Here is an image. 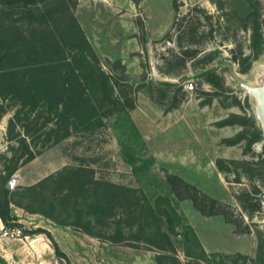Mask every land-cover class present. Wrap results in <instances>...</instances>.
<instances>
[{"label": "rangeland", "instance_id": "obj_1", "mask_svg": "<svg viewBox=\"0 0 264 264\" xmlns=\"http://www.w3.org/2000/svg\"><path fill=\"white\" fill-rule=\"evenodd\" d=\"M64 4H0V264H264V0Z\"/></svg>", "mask_w": 264, "mask_h": 264}, {"label": "trees", "instance_id": "obj_2", "mask_svg": "<svg viewBox=\"0 0 264 264\" xmlns=\"http://www.w3.org/2000/svg\"><path fill=\"white\" fill-rule=\"evenodd\" d=\"M67 0H59V2L61 3L62 7H65L64 2H66ZM36 0H0V4H4V6L7 7H17V6H29V5H35ZM78 31V30H77ZM79 35L81 36V41L85 44V52H87V58L88 60H80L79 59V67L81 68H77V73L79 74V76H81L85 70V74H88L86 72L89 71L90 73H95L96 76H99L102 80V82L104 81V84L107 85L106 83V77L104 76V74L100 71V69L98 68L96 59L94 58L93 54L91 53L90 49L88 48L84 38L82 37V34L78 31ZM256 33V30L254 29V34ZM78 64V63H77ZM76 72L73 71V78H76ZM92 74V75H93ZM89 76V75H88ZM108 90L111 91L110 87H108ZM92 116V115H91ZM93 117V116H92ZM12 123V120H10L9 124ZM260 135L257 133L256 135V139H254V141H257L258 139L262 141V146H261V150H262V154L264 155V133L262 135V137H259ZM253 141V142H254ZM65 171V168L60 169L58 171H56L53 174L47 175L45 177H43L42 179H40L39 181H37L35 184L30 185V186H26L24 188V190L31 192L33 190H35L36 188H41L44 185L48 184L52 179H56L58 178L61 174H63V172ZM51 208L52 204L50 205ZM166 216V214H165ZM166 218V217H165ZM159 221H161V223L164 225L163 229H161L160 227L156 229V234H158L161 239H163L164 241H169V234L172 230V225L170 222L167 221V219L165 220L164 218L161 219L160 217L157 218ZM13 221L11 224H8V221ZM0 222L3 225H8V227H14V226H18L21 228V225L18 224L15 220L11 219V216L8 213V208L7 209H2L0 207ZM89 222L87 221L85 225H88ZM21 230V229H20ZM84 231H86L87 234L90 235H94L91 232H89V230L84 229ZM244 231H248V230H244ZM258 231V230H257ZM21 232H24L25 234L27 233L25 230H21ZM258 238H259V234L257 233ZM46 238L48 239V241L50 242V245L53 249L54 254L58 257L61 258L63 260H65L66 264H70L69 260L67 259V257L65 256V254L58 248V245L56 244V242L53 240L52 236L46 232L45 233ZM196 240V238H195ZM259 240V239H258ZM156 248L159 249L158 252L155 253L154 255V261L156 264H180V262L177 260V258L174 255H170L167 253L163 252V248L156 246ZM200 253L203 255L204 251L202 250V248L200 249ZM184 254L187 256V252ZM232 261L236 262V257L232 256Z\"/></svg>", "mask_w": 264, "mask_h": 264}, {"label": "built area", "instance_id": "obj_3", "mask_svg": "<svg viewBox=\"0 0 264 264\" xmlns=\"http://www.w3.org/2000/svg\"><path fill=\"white\" fill-rule=\"evenodd\" d=\"M188 90L191 88V84L187 86ZM21 234V230L19 228H0V237L2 238H14L18 237Z\"/></svg>", "mask_w": 264, "mask_h": 264}, {"label": "water", "instance_id": "obj_4", "mask_svg": "<svg viewBox=\"0 0 264 264\" xmlns=\"http://www.w3.org/2000/svg\"><path fill=\"white\" fill-rule=\"evenodd\" d=\"M262 102H264L263 98H260ZM257 117L264 129V104L258 105L257 109Z\"/></svg>", "mask_w": 264, "mask_h": 264}, {"label": "crops", "instance_id": "obj_5", "mask_svg": "<svg viewBox=\"0 0 264 264\" xmlns=\"http://www.w3.org/2000/svg\"><path fill=\"white\" fill-rule=\"evenodd\" d=\"M150 263L156 264L155 261H154V258L151 259V262H149V260L148 261L147 260L146 261L144 260V261H140L139 262V264H150Z\"/></svg>", "mask_w": 264, "mask_h": 264}, {"label": "bare ground", "instance_id": "obj_6", "mask_svg": "<svg viewBox=\"0 0 264 264\" xmlns=\"http://www.w3.org/2000/svg\"><path fill=\"white\" fill-rule=\"evenodd\" d=\"M231 76V75H230ZM230 79V78H229ZM231 81V80H230Z\"/></svg>", "mask_w": 264, "mask_h": 264}]
</instances>
